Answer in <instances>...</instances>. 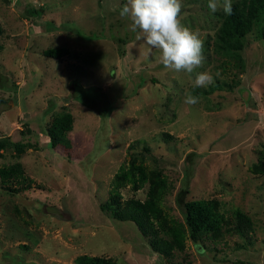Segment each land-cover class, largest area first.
Instances as JSON below:
<instances>
[{
  "label": "rangeland",
  "instance_id": "obj_1",
  "mask_svg": "<svg viewBox=\"0 0 264 264\" xmlns=\"http://www.w3.org/2000/svg\"><path fill=\"white\" fill-rule=\"evenodd\" d=\"M208 2L181 0V23L203 41L204 61L192 78L213 77L200 88L160 65L155 51L145 59L138 32L119 14L126 0H0V137L38 146L0 153V264H74L81 254L114 264H264L261 24L227 35L226 14L212 13ZM72 28L103 37L84 39ZM112 36L126 40L122 56ZM186 93L199 103L186 105ZM64 113L69 129L50 145L44 130ZM131 156L151 183L133 189L114 182ZM23 177L30 179L25 190ZM181 193L183 200H215L228 219L238 209L249 229L201 238V253L178 235L161 254L133 222L98 207L109 196L147 211L156 206L170 228L182 223L174 201ZM152 228L174 241L170 229L163 234L167 227L154 221Z\"/></svg>",
  "mask_w": 264,
  "mask_h": 264
},
{
  "label": "trees",
  "instance_id": "obj_2",
  "mask_svg": "<svg viewBox=\"0 0 264 264\" xmlns=\"http://www.w3.org/2000/svg\"><path fill=\"white\" fill-rule=\"evenodd\" d=\"M245 6L246 8L244 9V12H241L240 9ZM39 11L40 10L38 9L30 8L27 10V13L29 15L39 16ZM254 22L261 24L258 30V36L264 41V0H240L237 3H232V12L230 15L226 14L221 31L227 35L231 33L232 35L240 37L249 30L251 24ZM72 30H74L78 36L88 40L103 37L102 34H96L93 32H90L89 34H81L75 28H72ZM111 38L119 44V46H117V51L118 54L122 56V46L126 40L119 36L115 38L112 36ZM240 47V42H238L234 46V49H239ZM46 55L54 56L50 53H47ZM55 58L56 57L53 59ZM68 129L69 114L64 113L62 118L57 119L51 126L44 130V133L48 138V143L53 145L56 140H63V131ZM25 130L29 132V128H26ZM20 133L23 134L24 132L20 130ZM68 142L67 145H69ZM37 148V144L35 142H30L29 140L14 141L8 136L0 137V153L5 149H9L15 154H21L27 149ZM141 149L145 152L148 150L145 146ZM11 171L12 169L9 173ZM20 174L21 172L17 175L20 176ZM2 178H4V171L1 172V179ZM23 179H26L25 185L22 186V190H25L30 187V179L25 177H23ZM120 181L127 182L133 189L139 188V186L145 181L150 183L152 182V180H149L145 167L141 163H136L133 156L128 159L126 167H121L119 172L114 175V182H117L118 184ZM151 189L153 191H151L152 193H150V196L156 199L152 185ZM19 191L20 190L15 193H18ZM181 195L182 193L178 194L174 201L182 217V223L180 226L172 225L170 228L164 220V217L157 210L156 206H152L148 209V211L151 212V220L148 216L147 207L134 200H127L124 204L120 205L114 200L115 196H109L108 200L100 203L98 207L101 211L108 212L109 217L114 220H129L133 222L141 233L149 237V244L152 250L161 254L167 253L172 247H174V243L179 240L178 235L184 234V236L192 242L193 246L198 249V252L201 253L204 249V246L201 243V238L216 240L220 239L225 233H237L242 235L250 227L248 217L241 213L238 209H234L232 211L231 219H228L219 210L218 203L215 200H183ZM154 221L158 226L163 228L167 227V230L163 231V234L168 235L169 231H171L174 241H168L159 236L152 228ZM73 263L114 264V261L110 258L81 254L74 257Z\"/></svg>",
  "mask_w": 264,
  "mask_h": 264
},
{
  "label": "clouds",
  "instance_id": "obj_3",
  "mask_svg": "<svg viewBox=\"0 0 264 264\" xmlns=\"http://www.w3.org/2000/svg\"><path fill=\"white\" fill-rule=\"evenodd\" d=\"M181 0H126L120 16L130 21V30L138 32L137 40L143 41V56L149 59L153 52L157 62L165 69L184 72L193 87H206L213 77L207 72L192 74L202 66L203 41L199 33L185 27L180 20ZM207 7L212 13L221 8L225 14L232 12L231 0H209ZM184 103L194 106L199 97L186 93Z\"/></svg>",
  "mask_w": 264,
  "mask_h": 264
}]
</instances>
